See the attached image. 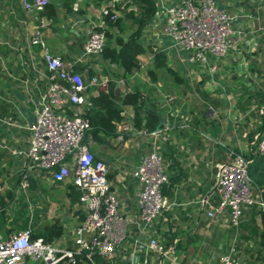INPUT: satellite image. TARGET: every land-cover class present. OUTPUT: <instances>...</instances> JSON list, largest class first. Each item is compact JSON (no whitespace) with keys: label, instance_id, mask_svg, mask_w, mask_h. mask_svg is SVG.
Instances as JSON below:
<instances>
[{"label":"crops","instance_id":"1","mask_svg":"<svg viewBox=\"0 0 264 264\" xmlns=\"http://www.w3.org/2000/svg\"><path fill=\"white\" fill-rule=\"evenodd\" d=\"M156 1L157 13L144 31L143 44L163 52L166 63L181 81L161 71H158L157 81H154L150 71L155 70V60L152 54L147 53L139 57L141 71L121 87L117 83L122 78L119 67L106 66L100 56L82 58L88 30L104 25L102 11L106 6L100 7L93 0H52L58 15L49 18L44 15L45 10L25 11L19 0H0V186L3 188L2 198L10 191L14 194L7 207L6 224L0 229L4 237L25 230L13 227L14 214L10 213L17 207L21 196L29 206V226L34 223L33 210L39 208L31 207L38 205L39 197L48 199V190H57L60 192L57 196L64 197H60L63 200L62 211L59 212L56 202L49 205L48 200H43L48 203L43 207L46 212L40 216L39 225L36 224L41 227L61 219L65 235L55 241L53 245L56 247L74 249L76 228L85 218L79 201L71 204L69 186L74 185L70 180L56 183L48 172L27 169L25 153L30 147L35 102L50 85L41 48L31 46L30 35L42 21H51L42 33L54 55L75 64L85 79L93 71L96 76L115 81L122 96L138 90L145 96L147 116L149 110H153L164 118L160 133L154 137L151 133L156 128L140 130L134 127V110L127 107L123 113L124 121L117 126L118 136L107 138V143L103 145L93 147L91 144L97 158L109 166L111 190L125 216L138 211L135 195L141 185L134 173L143 157L156 148L166 163L169 183L163 194L170 202L171 210L157 218L142 239H157L168 255L162 258L150 252V264H221V258L229 252L234 241L228 217L212 221L206 215L209 209L206 203L218 204L216 175L220 165L231 160L230 152L247 151L240 135H236L237 129L231 118L248 116L251 123L254 121L250 113L257 109L255 96L260 99L264 94V39L244 40L242 30L249 22L246 13H240L239 22L234 24L237 34L231 40L233 49L225 59L216 61L218 69L211 72L208 67L192 66L185 62L186 53L175 51L171 40L163 34V11L159 0ZM175 1L178 0H164L165 5ZM122 2L120 0L124 6ZM220 3L222 5L223 2L220 0ZM250 3L256 1L251 0ZM247 5L241 6V9L245 10ZM248 17L254 19L251 14ZM259 27L260 30L264 24ZM261 30L264 31V28ZM124 39H127L126 35ZM116 73L118 76H113ZM140 74H145V77ZM98 92L105 91L90 88L87 100L97 96ZM252 97L249 110L241 113L239 104ZM258 105L259 114L264 118V111L261 113L264 105ZM74 110L66 111L72 115ZM253 124L250 125L254 127ZM125 126L131 130L122 133L124 139L121 141L120 130ZM256 134H243V138L251 142ZM23 175L27 176V189L22 188ZM247 210L249 208L245 212ZM256 220L261 225L260 217ZM139 236L137 228L129 229L124 244L126 252L132 250ZM144 258L141 254V260Z\"/></svg>","mask_w":264,"mask_h":264},{"label":"built area","instance_id":"2","mask_svg":"<svg viewBox=\"0 0 264 264\" xmlns=\"http://www.w3.org/2000/svg\"><path fill=\"white\" fill-rule=\"evenodd\" d=\"M51 1L19 0L28 12H43ZM119 4L120 0L109 2L102 15L112 13L111 18H117L124 9ZM220 4V0H178L165 5L164 0H159L163 11V34L171 40V47L186 53L187 64L208 67L211 72L218 69L216 61L225 59L233 49L231 40L237 34L234 29L236 17ZM50 24L51 21H42L30 35L31 46L41 48L50 85L35 102L30 147L25 153L27 169L48 172L56 183L70 180L80 192L79 204L85 218L76 228L72 250L48 244L41 237L33 238L31 228L7 238L0 233V264H79V256H84L89 264H99L96 258L110 264H150V252L165 258L168 252L157 239L143 241L142 236L157 218L171 210V204L163 194L164 186L169 183L166 163L156 148L143 157L134 173L141 185L135 195L138 211L130 216L123 215L120 202L111 190L109 166L96 158L85 142L91 129L90 121L84 116L88 91L99 88L108 92L110 81L99 75L86 81L75 70V64L54 55L42 33ZM100 27L103 26L89 28L82 58L103 53L107 38L104 31L97 29ZM117 83L124 87L127 80L119 78ZM71 108L75 109L72 115L66 111ZM130 130L129 126L122 127L119 140L123 141L122 133ZM159 133L155 131L151 135L157 137ZM247 152L264 156V131L254 136L246 152H230L231 160L220 165L216 175L218 204L206 203L209 219L214 221L227 216L230 226L237 230L247 208L264 209V200L254 193L250 162L245 158ZM28 187L27 176L23 175L22 188ZM2 193L0 186V198ZM131 227L138 229L140 238L128 253L124 244ZM141 254L145 256L143 260ZM221 264L247 263L237 257L233 244L221 258Z\"/></svg>","mask_w":264,"mask_h":264},{"label":"trees","instance_id":"3","mask_svg":"<svg viewBox=\"0 0 264 264\" xmlns=\"http://www.w3.org/2000/svg\"><path fill=\"white\" fill-rule=\"evenodd\" d=\"M113 0H93L98 6H108ZM125 5L121 14L112 19V13L109 16L102 15L103 27L97 28L104 31L107 42L103 53L100 55L102 61L107 65L119 67L122 72V78L128 80L131 76L141 71V63L139 57L150 53L154 56L155 70H151L150 74L154 81H157L158 71H166L173 76L176 81H181L176 75L175 70L166 63V55L161 51H154L153 46L144 45V31L147 29L152 19L157 13L156 0H122ZM232 1V0H228ZM256 5L262 3L263 0H255ZM238 0V6L250 7L251 0ZM121 7L122 4L120 3ZM118 6V7H119ZM112 11L113 8H110ZM251 10V9H250ZM253 14V10L250 11ZM49 18H56L58 13L56 6L50 4L45 8V14ZM127 39H124V36ZM78 72V69L75 68ZM79 73V72H78ZM107 75V74H106ZM113 75V74H112ZM96 76L93 71L89 73L88 79ZM113 76H118V73ZM258 104L264 103V94L258 99ZM252 98H248L239 104L240 112L245 114L249 110ZM131 107L134 110V127L140 130H154L157 126L153 119H150L146 111L147 102L145 96L138 90L129 91L122 96L115 81L109 82L108 92H98L97 96L91 97L85 109L84 116L90 121L91 129L88 131L85 142L91 147L103 145L107 143V138H116L118 136L117 126L124 121L123 113L125 108ZM254 116L253 111L250 113ZM254 138V137H253ZM251 138V140H253ZM92 150V147H91ZM235 153L238 151L232 150ZM93 152V151H92ZM95 155V154H94ZM97 158V156L95 155ZM249 160V173L253 181V188L258 193V198L264 200V177L259 174L258 166L264 163V156L259 153L245 155ZM22 178H20L21 180ZM168 185V184H167ZM165 185L164 188L167 186ZM163 188V190H164ZM69 197L71 204L75 205L79 201L80 192L76 191L74 186H69ZM13 192L10 191L4 198H0V229L7 221V207L13 198ZM18 208V209H17ZM40 210V211H37ZM14 211L13 227L17 229H27L31 226L33 238H43L46 243L54 244L56 240L61 239L65 235V227L61 219L57 218L50 223H45L41 227H37L40 223V216L46 210L35 209L34 223L29 226V206L25 202L24 197H20L17 207ZM260 217L261 225L257 223L256 218ZM37 224V225H36ZM239 230V231H238ZM232 228V238L237 257L247 264H264V209L259 207H251L245 212L243 222L239 229ZM232 244V245H233ZM231 245V246H232ZM231 248V247H230ZM79 264H89L84 256L77 258ZM99 264H110L104 260L96 258Z\"/></svg>","mask_w":264,"mask_h":264},{"label":"rangeland","instance_id":"4","mask_svg":"<svg viewBox=\"0 0 264 264\" xmlns=\"http://www.w3.org/2000/svg\"><path fill=\"white\" fill-rule=\"evenodd\" d=\"M221 1L223 2L222 5L226 8H228V10H230L234 14V16L236 17V22H239L238 21L239 20L238 15L240 13H246V16H247L246 20H248L249 24H247L245 26V29L242 30L243 31L242 37H244V40L264 39V35H263L264 31L261 30L264 27H262L259 30L260 24H264V3H260L258 5H256V3H250V5H249L250 7H246L245 10H242L241 6L237 5L238 0H232V1L221 0ZM240 2H241V0H240ZM240 2H239V4H240ZM250 9L253 10V14L250 13V11H251ZM240 10H241V12H240ZM249 14H251L252 18H254V19H248ZM245 30H248V31L245 32ZM164 72L167 74L166 71H164ZM140 75L145 77V74H140ZM166 77H169V76H166ZM129 79L132 80L134 78H129ZM262 105H264V103ZM258 107H259V105L257 104V109L253 112V113H255L254 121H253L254 127L250 125L253 122L251 123L248 116H243L241 119L240 118L239 119L231 118L232 121L234 122L233 124L235 125V128L237 129L236 135H238V134L240 135L241 139L245 143V146H247V147H245V149H247V150H249V143L250 142H247L246 138L245 139L243 138V136H244L243 134H247L248 136H253L254 134L259 133L261 131L263 132V130H264V118L260 116V114H259V108L260 107L259 108ZM247 138H249V137H247ZM244 143H243V145H244ZM249 154L251 155L250 152L245 153V155H249ZM257 169L259 171V174L264 177V163L260 164ZM254 193L256 196H258V193L255 190H254ZM58 194L60 195V192L57 190H48V192L46 194L47 195L46 197L48 199H45V197L42 198L43 196L41 197V199L39 197L38 205H34L31 208L35 209L36 206H38L39 207L38 209L43 210V207H45L46 204L49 203V205H51V204L56 202L58 204V206H57L58 211L57 212L62 211V203L61 202L63 199H61V198H64V197L63 196H57ZM43 200H46V201L48 200V203H45ZM31 205H33V204H31ZM37 211H40V210H37ZM33 212H35V210H33ZM10 213L13 214L14 211L11 210Z\"/></svg>","mask_w":264,"mask_h":264},{"label":"water","instance_id":"5","mask_svg":"<svg viewBox=\"0 0 264 264\" xmlns=\"http://www.w3.org/2000/svg\"><path fill=\"white\" fill-rule=\"evenodd\" d=\"M148 116L150 119H153L154 121H156L158 123V125L156 127V132L161 131V128L164 125V118L159 113H157L153 110H149Z\"/></svg>","mask_w":264,"mask_h":264}]
</instances>
